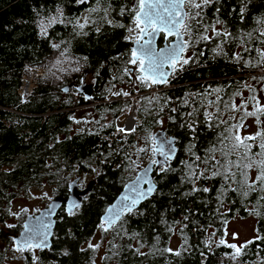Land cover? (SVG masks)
Returning <instances> with one entry per match:
<instances>
[{
  "label": "trees",
  "instance_id": "16d2710c",
  "mask_svg": "<svg viewBox=\"0 0 264 264\" xmlns=\"http://www.w3.org/2000/svg\"><path fill=\"white\" fill-rule=\"evenodd\" d=\"M135 4L136 0H101L99 5L97 0H86L85 3H78V0H0V221L7 215L3 210H7L10 200L22 190L36 185H53L56 186L55 196L65 198L72 180H78V189H84L91 182L90 189L83 195L81 207L73 211L74 215H69L63 206L59 208L51 245L43 250H35V256L38 257L35 264H95L98 251L84 247V243L97 231L102 222L101 215L123 185L135 176L144 162L149 161L148 158L139 159V154L146 152L135 155L133 147L126 154L109 152L106 142L102 141L104 136L111 137L115 131V121L129 100H108L101 93L90 100L81 95L74 99L64 98L62 90L64 86L72 84L73 87L89 76H95L100 81L103 75L108 77L111 67H117L119 73L122 71L123 65L131 59V45L124 39L126 26L133 16L128 11L120 15V9H131ZM240 6V0H220V4L205 9L206 19L211 21L215 7H221L219 18L225 22L227 30L237 37L223 46L224 54L215 55L211 51L218 41L191 45L186 51L187 56L201 50L204 56L199 57V62L191 63L175 76H170L169 87L152 94L148 93L150 89L163 86H139L132 90L131 93H137L136 118L139 115L142 120L138 122L135 137L134 134L128 137L129 143L137 142V131L141 135L145 134L141 138L146 141L145 138L156 128L153 112L157 110V105L166 107L170 103H165L168 96L201 93L211 85L212 88L224 89L220 95L236 91L242 93L241 99L255 95L264 105V81L260 79L264 77V66L259 64L257 51L264 50V36L260 35L264 31V0H250L243 21L239 16ZM97 7L100 11H90ZM233 8H236L235 12L231 11ZM57 10L62 13L60 19L63 23L52 25L47 36H42L40 22L47 23L49 18L57 15ZM86 17L88 24L82 31L87 34H78L81 30L75 27L76 22L84 23ZM107 21H111V24ZM247 33H251V39L247 38ZM184 38L188 39L187 35ZM241 38L243 44L240 43ZM162 41L160 36L158 46L162 45ZM121 42L126 45L115 54V48ZM53 43L59 44L60 48H53ZM245 47L251 51L244 52ZM62 52L64 55H61ZM237 52L242 54L244 61L250 62L248 66L232 59ZM57 60H71L79 71L71 72L69 78L58 81L57 85L46 73L37 76L36 87L22 100L19 89L25 85L23 75L28 68L43 67L52 71L58 69ZM104 67L107 71L102 73ZM245 85L256 91L253 93ZM153 97H159V102ZM239 98L234 97L235 103ZM189 100L191 102V96ZM92 101L99 102L95 104V109L102 112L104 108L110 120L95 131H75L71 108ZM253 104H248L247 111L253 110ZM188 107H192L190 112L193 108L200 109L192 120L196 123L195 133L181 127ZM203 111L204 107L198 103L178 107L171 116L173 119L169 117L164 127L160 128L167 136L172 135L176 139L178 151L176 159L171 162L176 171L166 175L154 172L153 181L156 182L158 193L139 205L142 215L124 217L126 223L123 230H120L119 222L114 230L105 232L100 228L97 245L102 247L101 264H264V190H261L259 183L247 197L232 192L231 188L238 187L232 183L220 198L222 205L217 202L224 183L220 177L198 182L197 186L212 188L211 193L183 196L184 192L189 191V185L181 183L183 166L179 161L190 159L186 151L189 143L195 144L197 155L204 156L206 150L217 145L220 133L224 130V126L209 128L204 121ZM232 115L236 117L232 123L241 122L242 112H233ZM253 118L255 132L251 136L264 132V114L260 115V124L256 117ZM244 121L245 118L242 123ZM248 127L247 124L244 126ZM193 136L195 139H192ZM118 141L117 138L113 140L114 143ZM261 142L260 138L254 142L248 141L253 145L249 159L242 158L243 150L230 158L239 159L241 164L253 158L257 161L264 159L259 155ZM146 143L144 147L149 146ZM215 155L217 159L221 158L219 151ZM133 161L135 166L130 167ZM96 167L99 168L98 172L92 170ZM232 170L237 171L236 168ZM86 172L93 173V178L83 186L80 175ZM258 172L255 165L247 169L249 183L255 180ZM236 179L241 177L237 176ZM249 214L255 217V235L248 240L253 242H244L241 254L237 259H232L236 249L228 247L232 245L229 243L220 244L226 223L234 217H246ZM133 233L137 234L136 239L130 238ZM173 233L181 240L176 250L181 253L179 256L165 251ZM1 239L7 247L10 246L11 237L1 236ZM136 248L144 255H137L133 251ZM11 249L7 248V251ZM26 254L29 258L30 252L26 251ZM27 263H30L29 260Z\"/></svg>",
  "mask_w": 264,
  "mask_h": 264
},
{
  "label": "snow or ice",
  "instance_id": "6c2138e0",
  "mask_svg": "<svg viewBox=\"0 0 264 264\" xmlns=\"http://www.w3.org/2000/svg\"><path fill=\"white\" fill-rule=\"evenodd\" d=\"M86 0H78V3H85ZM101 0H97L99 5ZM250 0H240L241 6L239 7L240 20H244V14L246 11L247 3ZM220 4V0H136V4L131 9L121 8L120 15H124L126 11L131 12L133 16V22L135 25V30H138L139 35L135 37V43L138 47L131 49V59L129 63L137 66V71L140 73L136 79L140 82L141 87H152L153 85H167L169 83V77L175 76L179 71L185 69V66L191 63L199 62V57L204 56V51L193 52L191 56L186 55L187 49L191 45L208 44L213 41H218L211 51L215 55L224 54L223 46L230 40H235L237 37L233 33L227 30L226 24L223 20L219 18L221 13V7H215V15L211 21H208L205 17V9L210 6H215ZM91 12H98L100 8H92ZM105 11V17L107 16V9ZM235 12L236 8L231 9ZM62 13L57 10V15L48 19L47 23L44 21L40 22V34L42 36H47L48 29L52 25L57 23H63L60 19ZM111 24V21H107ZM260 23V21H258ZM88 24V18L86 17L84 23L76 22L75 27L81 30L78 34H84L82 30ZM220 25L221 27H217ZM119 27H124V25H119ZM130 32L134 29H128ZM99 31V29H97ZM164 34L165 40L168 37H176V40L169 43L164 48H157L155 46V40L158 35ZM211 33V35H209ZM187 35L188 39H185ZM248 39H251V33L245 34ZM261 36H264V31L260 32ZM240 43L243 44L244 40L241 38ZM55 49H59L60 45L53 43L51 45ZM67 49H65V52ZM251 49L245 47L244 52H250ZM260 61L259 64L264 66V50L257 49ZM61 55H64L62 52ZM232 59L237 62H243L245 66L249 65V61H244L241 53L237 52L233 54ZM60 61L57 60V64ZM61 71H65L61 69ZM73 71H79V69H73ZM126 73L130 74L129 69L125 68ZM255 79V78H253ZM264 81V77L260 78ZM250 90L254 93L256 90L251 88ZM69 89L65 88L64 91L67 92ZM224 91L221 87L212 88L211 85L201 93H191L186 94L182 103L191 106V103H198L201 107H204L203 117L206 125L211 127L224 126L223 132L220 133L217 145H213L211 148L206 150L204 156L197 155L194 151L195 144L189 143L186 151L189 155V160H182L179 163L183 166V175L181 176V183L189 185V191L183 193V196H194L196 193H211L212 188L197 186L198 182L205 180H212L216 177H220L223 180L221 186V191L218 193L217 202L221 203V197L229 190L232 183L238 185L237 188H231L232 192H236L240 195L247 197L250 191H255L256 184L261 185V190H264V159L259 161L254 158L250 162L241 164L239 159L232 160L230 157L236 155L237 152L243 150L244 159H249V154L251 152L252 144L248 141H256L257 138L261 139L259 148L261 149L259 155L264 157V132H257L255 136L241 137L239 135V128L242 127V120L246 117H256L258 124L261 123L260 115L264 114V105L260 104L259 100L255 95H251L248 98H242L241 103L237 105L235 103L234 97H242L240 91L233 92L231 94L220 95ZM264 91V89H262ZM125 95L128 96L130 93H113V95ZM189 95L191 96V102L189 100ZM211 97V98H210ZM157 102H159V97H153ZM170 98L165 99L167 103ZM152 100H149L151 103ZM253 104V110L247 111L248 104ZM209 108H214V111H208ZM199 108H193V111L188 112L186 115L190 120L196 116L199 112ZM160 111H163L161 107ZM173 112L176 111L175 108L172 109ZM233 112H242L241 122L232 123L236 120V117L232 115ZM227 116V118H225ZM170 119H173L170 117ZM79 123V121H77ZM155 123L162 124V120H156ZM135 125V121H133ZM181 127H186L192 133L196 132V123H185ZM135 126L131 128H124L117 126V131L120 133L125 132H135ZM149 147H140L137 149V154L141 152H151V158L149 160V167L143 170V175L137 174L134 181L129 184L124 185L126 192L122 194L115 203L106 210V214L102 217V222L99 227L107 232L110 229H115V226L119 222L120 230H123V225L126 223L124 221L125 216L131 215H142L143 213L139 211V205L145 201L151 199L154 195L158 193L156 182H154L150 177L149 173L156 171L157 175H166L170 172H175L176 169L172 167V161L176 159V154L178 149L175 146L174 137H163L160 138L159 135L149 134L146 138ZM195 139V136L192 137ZM219 151L220 159L216 158L215 153ZM159 157V158H157ZM255 165L259 169L258 175L255 180L249 183L247 169ZM135 162L130 164V167H134ZM203 166V168H201ZM236 168L237 171L232 169ZM95 171V169H92ZM239 176L241 179L237 180L236 177ZM147 185V187H145ZM244 189H247L245 191ZM46 195V194H45ZM87 199V196L84 198ZM73 209H79L81 203L74 202L71 206ZM75 212L69 211V215H74ZM18 215V214H14ZM185 220L188 219L187 216L184 217ZM164 222V221H162ZM8 228H14L16 225H6ZM187 225H184L186 227ZM51 225L45 223L38 219L36 224H29L25 222L23 225V232H21L20 237H13V250L16 252L23 253L25 251L32 253L33 264L38 260L35 256V250H43L49 247L48 240L51 235L50 232ZM171 231V229H169ZM119 234V232H117ZM127 235V233H125ZM135 233L131 235V239H136ZM259 239V238H258ZM253 241H248L252 243ZM226 242L221 239L220 244H225ZM207 244V242H206ZM142 246V245H141ZM99 245L89 244V248L95 249ZM131 247V245L129 246ZM230 248L236 249V254L233 255L232 259H237L241 254V247L236 245H228ZM83 250V249H82ZM137 255H144L140 252L139 248L133 249ZM167 252H173L175 255L179 256L181 253L179 251H174L171 248L165 249Z\"/></svg>",
  "mask_w": 264,
  "mask_h": 264
},
{
  "label": "rangeland",
  "instance_id": "374dc122",
  "mask_svg": "<svg viewBox=\"0 0 264 264\" xmlns=\"http://www.w3.org/2000/svg\"><path fill=\"white\" fill-rule=\"evenodd\" d=\"M84 14L83 16H85ZM128 29H134L133 31H129ZM126 38L124 39L127 43L131 44L132 42L135 41V37L138 36V30H135V25L133 20H131L128 25L126 26ZM118 62H121V59H118ZM74 62L71 60H68L66 62H60L58 64V69L52 70V71H47L45 68H28V70L25 72L23 75V84L25 85L29 84V88L26 92L23 91L22 87L19 89V94L21 96V99L24 100L27 96H29L32 92V90L36 87V77L39 75H45L47 74L48 77H52L51 80L53 81L54 85H57L58 81L63 80L64 78H69L70 73L73 72L74 68ZM125 68L129 69L130 74L126 73L124 70ZM61 69H64L65 71H61ZM105 72V68L102 70V73ZM129 75V76H128ZM138 76V71H137V66L132 65L129 63V61L123 65L122 71L119 73L117 67H111L108 73L107 80L102 88V90L99 92L101 94H104L106 98H109L108 100L112 99H122V100H129V104L123 109H121V112L119 116L117 117L115 121V131L112 133L111 137L104 136L102 141L106 142V146L110 151H114L116 154H126L131 151V147H133L132 151L135 155H137V149L140 147H144L146 141H144V138H141L144 135L140 134V131L136 132L137 135V142L135 140L134 143H129L128 142V137L134 132H125V133H120L117 131V126L122 127V120L124 118L126 119L132 112L134 116V121H135V128L138 125V122L141 123V116L138 115V118H136V108L137 104L135 101V98L137 97V93H131L132 90L138 89L140 86V82L136 79ZM90 77V78H89ZM87 78L88 80H91V85H93V80H95V76H89ZM93 79V80H92ZM28 80V83L27 81ZM82 79L81 81H83ZM170 80V79H169ZM26 81V82H25ZM84 83V82H83ZM82 82H79L77 85L69 84L70 87H68L67 92H63L64 98H77L79 95H81L83 98L86 100L92 99L96 91L91 89H86L90 95V97H86L85 94L83 93H78L77 91V86H81L83 84ZM89 84V83H88ZM64 84L61 85V87ZM98 81H96V86L95 88H98ZM31 86V88H30ZM154 86V85H153ZM158 86V85H155ZM163 87H156L154 90L150 89L148 93L152 94L153 92L160 93L163 91V89H166L167 87L170 86V82L167 85H163ZM24 87V86H23ZM65 87V86H64ZM63 87V88H64ZM149 89V88H147ZM130 93V95L125 96V95H113V93ZM243 93H246V91H243ZM98 94V93H97ZM186 94H189L188 92ZM186 94L183 96L181 95L180 97L174 96V97H166L170 98L166 107L164 108L162 104L159 106L157 105V110L153 112L154 121L156 120H162V124H157L156 123V128H154L150 133L153 134L156 129H160L164 127V123L168 121V118L172 116L173 108H178V107H185L184 103L182 101L184 100ZM190 96V95H189ZM126 97L127 99H124ZM189 98V97H188ZM133 100V101H132ZM99 102L92 101L89 103H86L81 106L73 107L71 108L73 114V129L75 131H95L102 128L105 123H107L110 120V116H108L107 113L105 112V109H102V112L100 110L95 109V104H98ZM236 103H241V97L239 100H236ZM159 107V108H158ZM161 107H163V111H160ZM167 107H170L171 109L167 110ZM192 107H188V111H186V114L190 112ZM208 111L212 112L214 111V108H209ZM164 113V114H163ZM185 114L183 120L181 121L182 124L185 123H192L193 121L190 120L187 115ZM254 118L253 117H246L244 123H242V127L239 128V135H247L251 136L255 132V126L253 123ZM79 121V123H77ZM249 125L248 128H244L245 125ZM117 138L119 141L114 143L113 140ZM145 142V144H144ZM149 147V146H148ZM118 155V156H119ZM117 156V157H118ZM115 157V158H117ZM139 159L143 160L145 158H148L150 160L151 158V152H146V153H141L139 154ZM148 162V161H146ZM144 162L143 165L146 163ZM96 172L99 171V168H95ZM81 179H82V185L85 186L86 183H88L93 177V173L86 172L84 174H81ZM55 191H56V186L53 185H36L33 187H29L25 190H22L18 195H15L9 202L7 206V210H3L4 213H6V217L4 220L0 221V251L5 252V253H0V264H31L32 261V253L30 252L29 258L26 254V251L23 253L16 252L13 250V238L11 234L18 233L22 227L21 225L23 224L24 220L26 219V216L28 214H36L40 209L45 207L52 198L55 197ZM46 194V195H45ZM18 214V215H14ZM16 225L14 228H8L6 225ZM18 228V232L15 231L14 229ZM11 237V244L9 247H7L6 242L1 239V236L6 237V236ZM255 235V217L251 214L247 215L246 217H234L233 219L229 220L226 223L225 226V234L223 237V240L226 243L236 245L240 247L244 242L248 241ZM14 237V236H13ZM100 238V227H98L97 231L93 234V236L84 243V247H89V244L92 245H97L99 242ZM180 237H178L175 233H173L170 237V241L168 243V248H171L173 250H178L180 247ZM12 247L11 250L7 251V248ZM96 251H98L97 256L95 257V264H101V253H102V247L99 246L98 248H95ZM25 254L26 256L22 255ZM27 260H29L30 263H27Z\"/></svg>",
  "mask_w": 264,
  "mask_h": 264
},
{
  "label": "water",
  "instance_id": "95a60500",
  "mask_svg": "<svg viewBox=\"0 0 264 264\" xmlns=\"http://www.w3.org/2000/svg\"><path fill=\"white\" fill-rule=\"evenodd\" d=\"M163 36L164 34L161 33ZM160 34V35H161ZM139 35V33H138ZM160 35H158L156 37V40H155V46L159 49V48H164L166 47L169 43H172L176 40V37H168V38H171V40L169 42H164V44L162 46H158L157 42L159 40V37ZM124 43L121 42L119 43L116 48H115V54H118L122 47H123ZM134 47H138V45H136L135 41L131 43V48H134ZM138 74L140 75V73L138 72ZM162 85V84H161ZM70 87L69 85H66L64 88H62V90L64 91L65 88H68ZM92 86L91 84H88V83H84L82 84L81 86H77V91L78 93H83L86 95V97H89V93L86 89H91ZM154 135H159L160 138L162 139L163 137L167 136L166 135V132L163 130V129H157L154 131L153 133ZM167 137H174L172 135H169ZM175 138V137H174ZM175 146L177 148V145H176V139H175ZM159 158V157H157ZM149 167V161L147 163H145L143 165V167H141L135 174V176L130 179L129 181H127L124 185L126 184H129L131 181H134L135 177L137 176V174H141L143 175V170L148 168ZM154 172L156 171H153L151 173H149V177L153 180V174ZM77 179H74L72 180L70 183H69V192H68V195L67 197L63 198V197H60V196H55L54 198H52L50 200V202L45 206L43 207L42 209H40L36 214H28L26 216V219L24 220L23 224H22V229L14 235V237H17V238H21L20 237V234L21 232H23V225L25 224V222L29 223V224H36L38 222V219L39 220H42L44 221L45 223H49L51 225V228H50V232H51V235L49 236V240H48V244L49 246L51 245V238H52V235H53V230H54V226H55V216L59 210V208L61 206L64 207V210L69 213V211H74L76 209H73L71 206L74 202H78V203H81L82 202V199H83V195L86 194V192L90 189V183L89 182L87 184V186L84 188V189H78L77 188ZM121 188V190L117 193L115 199L112 201V203L109 205H113L115 203H118V200L119 198L121 197L122 194H125L126 192V189L125 187ZM145 187H147V185H145ZM144 202V201H143ZM109 206L105 209V211L103 212V214L101 215L100 219L102 221V217L105 216L106 214V210L109 208ZM48 248V247H47ZM46 249V248H45Z\"/></svg>",
  "mask_w": 264,
  "mask_h": 264
},
{
  "label": "flooded vegetation",
  "instance_id": "af4514ba",
  "mask_svg": "<svg viewBox=\"0 0 264 264\" xmlns=\"http://www.w3.org/2000/svg\"><path fill=\"white\" fill-rule=\"evenodd\" d=\"M160 36H162V38H163V41H162V45L164 44V42H169L170 40H171V38H168L167 40H165V38H164V36L161 34ZM160 38V37H159ZM124 43V42H123ZM125 45H126V43H124ZM131 45V44H130ZM161 45V46H162ZM105 68V72L107 71V68L106 67H104ZM103 68V69H104ZM93 80V79H92ZM106 80H107V77H106V74L105 75H103L102 76V79L99 81V79L98 78H96L95 77V80H93V85H91L93 88H92V90H94V91H96V94L97 93H99V91H101L102 90V88H103V86H104V84H105V82H106ZM96 81H98V83H99V85H98V88H95L94 89V87L96 86ZM82 83L84 82V83H91V80H88L87 81V79L85 78L83 81H81ZM83 83V84H84ZM92 84V83H91ZM95 94V95H96ZM89 97H90V95H89ZM21 227H22V225H21ZM21 229V228H20ZM19 229V230H20ZM16 233H14V234H11V236H12V238H13V236L15 235ZM36 250H39V249H36Z\"/></svg>",
  "mask_w": 264,
  "mask_h": 264
},
{
  "label": "bare ground",
  "instance_id": "6f19581e",
  "mask_svg": "<svg viewBox=\"0 0 264 264\" xmlns=\"http://www.w3.org/2000/svg\"><path fill=\"white\" fill-rule=\"evenodd\" d=\"M28 83V81H27ZM29 88V84L28 85H24L23 87V91L26 92ZM123 122H121L122 127L124 128H131L133 127V121H134V116H133V112L124 120H122Z\"/></svg>",
  "mask_w": 264,
  "mask_h": 264
}]
</instances>
